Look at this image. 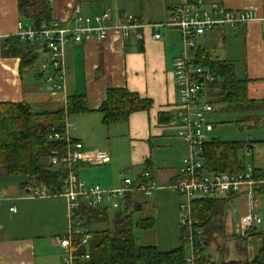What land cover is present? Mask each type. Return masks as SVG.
<instances>
[{"label":"crops","instance_id":"1","mask_svg":"<svg viewBox=\"0 0 264 264\" xmlns=\"http://www.w3.org/2000/svg\"><path fill=\"white\" fill-rule=\"evenodd\" d=\"M171 2L47 0L54 23L72 25L77 9L90 18L109 12L110 17L104 24L110 27L132 15L141 25H157L161 37L153 40L152 29L145 27L130 30L127 37L111 32L104 41L89 35L81 43H68L64 48V82L59 91L47 90L44 83L47 73L43 69L46 54L41 50H37V62L22 72L19 59L4 57L0 50V103L23 102L39 114L62 108L67 97L85 96L87 112L65 119L68 134L86 152L108 154L109 162L76 164L74 174L78 179L101 184L102 189H114L125 178L137 181L143 171L152 174L158 189L150 197L134 194L130 219L133 225L132 215L140 212V219L155 220V215L156 225L164 221L168 226L167 238L160 242L155 239V225L151 243L160 252L172 251L180 245L182 199L169 186L177 180L180 161L186 153L185 145L176 136L172 117L177 96L172 64L182 52L181 36L178 30L162 26L169 18ZM218 2L229 10L252 11L255 19L236 29L219 27L205 33L198 40L197 49L232 64L237 78L248 82V99L264 100V29L261 25L264 0ZM19 21L17 0H0V45L7 36L16 34ZM120 88L151 100V108L133 113L125 123L104 126L98 109L108 89ZM160 113L171 116V122L159 123ZM213 113L212 110L205 117L212 126L210 134L214 123L208 117ZM26 182L25 177H0V264H62L64 250L58 240L69 229L67 201L63 197L34 198L30 192L32 186L21 189L20 185ZM236 199L248 207L245 197L238 196L229 203ZM12 207L15 212L10 211ZM244 215L239 214V209L227 207L222 231L230 234Z\"/></svg>","mask_w":264,"mask_h":264},{"label":"built area","instance_id":"2","mask_svg":"<svg viewBox=\"0 0 264 264\" xmlns=\"http://www.w3.org/2000/svg\"><path fill=\"white\" fill-rule=\"evenodd\" d=\"M109 12L90 17L83 16L77 9L72 19V25L54 23L39 28L19 21L15 36L28 45H44L46 50V70L44 83L49 92L61 90L64 82V48L68 43H81L89 35L104 41L111 32L127 37L130 30H140L145 27L152 29V39L160 40L157 25H141L132 15H127L123 23L113 27L104 23L109 19ZM255 19V14L247 10H229L221 3L212 0H172L169 8V18L162 24L166 28L176 29L181 36L182 52L173 60L175 78L176 103L173 106V125L176 136L186 147V153L180 161L177 181L169 188L182 199L179 203L181 212V229L186 232L183 238L189 244V256L185 264H193L197 251L193 247V234L198 233L197 221L192 218L191 203L197 197L231 198L245 197L248 201L246 215L238 221L241 231L255 227L262 219L253 211L260 209L264 197V170L252 165L242 164L240 168L230 172L214 174L203 173V151L212 126L206 121L207 114L214 110V105L208 101L207 85L215 78L207 69L196 63L194 53L198 40L207 32L219 27L236 29ZM264 29V18L261 19ZM94 23V26H91ZM161 26V27H162ZM66 100L63 107H65ZM49 141L64 142L63 153L53 152L49 162L66 167L67 174L61 182L58 193H51L44 186L33 187L31 195L34 198L63 197L67 201L68 231L58 240V245L64 250L62 264H83L88 259L86 252L90 244V234L83 226L79 215L81 207L86 209L108 208L114 211L124 209L126 197L140 193L150 197L158 189L153 183L150 172L143 171L137 181L125 178L121 185L114 189H102L98 185H85L74 174L78 163L102 165L109 162L108 154L104 152H86L80 142L73 141L68 134L65 122L62 133H51ZM133 204V203H132ZM15 212V208H10ZM81 250H85L81 253Z\"/></svg>","mask_w":264,"mask_h":264},{"label":"trees","instance_id":"3","mask_svg":"<svg viewBox=\"0 0 264 264\" xmlns=\"http://www.w3.org/2000/svg\"><path fill=\"white\" fill-rule=\"evenodd\" d=\"M17 6L21 21L33 28L52 24L47 0H17ZM0 50L4 57L19 59L20 72L37 62V50L46 54L44 45H28L15 35L3 39ZM194 58L200 67L207 69L215 78L206 87L208 101L212 105L242 112H264V100L248 99V82L237 78L232 64L214 58L201 48L196 49ZM149 108L151 100L120 88L106 91L98 112L102 116V124L110 126L125 123L133 113L147 111ZM84 112H87V102L83 95L67 97L65 107L39 114L23 102L0 103V177H25L27 182L20 185L23 190L27 186H44L51 193L60 192L61 182L67 174L66 167L54 166L49 160L53 152L63 153L65 145L61 141H49L48 136L53 132L62 133L67 117ZM158 119L159 123L168 124L172 117L160 113ZM246 149V143L221 142L210 138L204 146L201 171L220 174L238 169L243 164L241 153ZM133 197L134 194L126 197L124 209L113 212L111 223L108 208L81 207L79 215L91 237L86 251L88 259L83 264H185L187 241L183 239L186 236L183 229L180 230L179 247L169 252H160L153 244L136 243L130 219ZM233 198L196 197L192 201V218L198 222V233H194L192 238L193 247L197 251L193 264H264V244L249 261L217 262L204 254L203 245L209 244L206 237H210L214 230L222 231L224 212ZM137 227L143 232H153L154 220L140 219ZM245 232L246 236L257 239L264 236L254 227ZM84 252L81 250V253Z\"/></svg>","mask_w":264,"mask_h":264},{"label":"rangeland","instance_id":"4","mask_svg":"<svg viewBox=\"0 0 264 264\" xmlns=\"http://www.w3.org/2000/svg\"><path fill=\"white\" fill-rule=\"evenodd\" d=\"M221 108L214 106V113L208 117L209 122L214 123V131L211 134L209 133L208 136L221 142L246 143L247 149L241 153L243 164L252 165L260 170L264 169V112H242ZM81 181L85 185H94L85 180ZM99 186L102 187L101 184ZM233 208L239 209V214L247 213V208L243 204L241 205L237 199L229 203L228 209L232 210ZM147 209L149 213L150 209ZM253 213L262 219V223L257 225V232L264 233V197L261 199L260 209H256ZM110 214L111 223L112 211H110ZM141 217L142 213L140 212L132 215L136 243L138 245L151 244L155 234L151 231L143 232L138 229L137 223ZM154 219L156 225L155 215ZM156 231L155 239L159 242L165 241L164 239L168 235V226L164 221H158ZM206 240L209 244L203 245L204 254L217 262L223 260L249 261L264 244V236L262 239L246 236V232L241 231L238 224L231 229L230 234L214 230L210 237H206ZM189 248L190 246L187 243L185 246L186 256H189Z\"/></svg>","mask_w":264,"mask_h":264}]
</instances>
